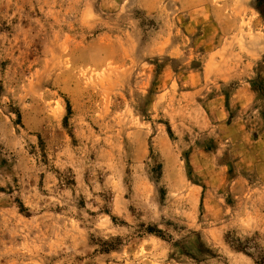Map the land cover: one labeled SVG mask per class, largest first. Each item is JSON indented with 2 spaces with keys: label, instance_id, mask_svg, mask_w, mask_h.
I'll return each instance as SVG.
<instances>
[{
  "label": "clouds",
  "instance_id": "9594fccd",
  "mask_svg": "<svg viewBox=\"0 0 264 264\" xmlns=\"http://www.w3.org/2000/svg\"><path fill=\"white\" fill-rule=\"evenodd\" d=\"M0 264H264V0H0Z\"/></svg>",
  "mask_w": 264,
  "mask_h": 264
}]
</instances>
